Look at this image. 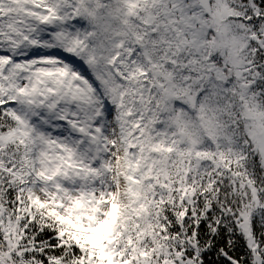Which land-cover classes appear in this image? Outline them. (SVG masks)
Here are the masks:
<instances>
[{"label":"snow or ice","instance_id":"1","mask_svg":"<svg viewBox=\"0 0 264 264\" xmlns=\"http://www.w3.org/2000/svg\"><path fill=\"white\" fill-rule=\"evenodd\" d=\"M0 264H264V0H0Z\"/></svg>","mask_w":264,"mask_h":264}]
</instances>
